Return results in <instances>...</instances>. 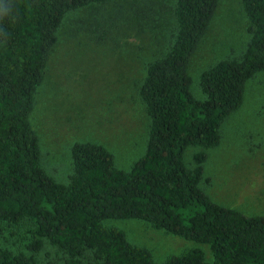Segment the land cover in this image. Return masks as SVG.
I'll list each match as a JSON object with an SVG mask.
<instances>
[{"label": "trees", "instance_id": "1", "mask_svg": "<svg viewBox=\"0 0 264 264\" xmlns=\"http://www.w3.org/2000/svg\"><path fill=\"white\" fill-rule=\"evenodd\" d=\"M118 1L0 0V264H155L123 231L105 228L106 220L143 221L204 245L211 255L207 262L194 248L163 264H264V216L214 204L200 188L206 151L220 145V126L241 108L247 82L264 71V0H241L249 42L234 59L201 73L202 99L191 94L188 69L218 0H172L165 7L171 41L143 64L136 89L146 121L143 156L123 170L102 146L75 143L65 184L41 167L31 115L62 38L98 34L96 44L124 50L130 38L160 27L163 19L152 10L143 15L134 6L117 8V22L108 18L114 9L106 14V7ZM80 12L105 17L95 23L73 18L74 26L64 29L62 23ZM113 34H119L115 43ZM47 248L54 249V261Z\"/></svg>", "mask_w": 264, "mask_h": 264}, {"label": "rangeland", "instance_id": "2", "mask_svg": "<svg viewBox=\"0 0 264 264\" xmlns=\"http://www.w3.org/2000/svg\"><path fill=\"white\" fill-rule=\"evenodd\" d=\"M171 1L120 0L106 7L105 13L114 9L107 17L116 18V22L122 15L117 8L132 6L142 9L143 15L149 9L154 18L163 19L156 31L146 30L139 38H130L133 44L124 50L115 44L110 48L103 41L96 44L100 35L92 34L90 38H95L90 41L84 38V32L70 39L65 35L61 47H56L49 59V75L36 91L31 115L40 165L54 181L62 184L68 181L72 168L70 149L75 143L102 146L123 170L143 156L146 121L136 89L144 77L143 64L151 62L171 41L167 33L171 18L165 8ZM86 13L70 15L64 21L69 13L66 14L63 28L73 27L74 23L69 22L73 18L87 22L90 18L95 23L105 17L104 13L94 12L88 18ZM153 32L156 36L150 43ZM118 36L112 35L114 43ZM248 42L241 0H218L206 34L189 63L190 91L194 98L203 97L198 88L201 73L220 61L234 59ZM256 79L259 80L247 82L241 108L220 126V145L206 151L200 184L211 202L248 216H264V71ZM194 149L196 153L201 150L190 151L193 153ZM205 180L208 182L204 183ZM102 225L123 231L128 242L151 253L155 264H163L169 257L194 248L202 250L206 261L211 262L206 246L152 229L143 221L106 220ZM47 251L54 261V249Z\"/></svg>", "mask_w": 264, "mask_h": 264}]
</instances>
